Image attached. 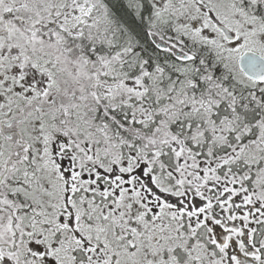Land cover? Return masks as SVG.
Instances as JSON below:
<instances>
[{
  "label": "snow or ice",
  "instance_id": "snow-or-ice-1",
  "mask_svg": "<svg viewBox=\"0 0 264 264\" xmlns=\"http://www.w3.org/2000/svg\"><path fill=\"white\" fill-rule=\"evenodd\" d=\"M0 264H264V0H0Z\"/></svg>",
  "mask_w": 264,
  "mask_h": 264
}]
</instances>
